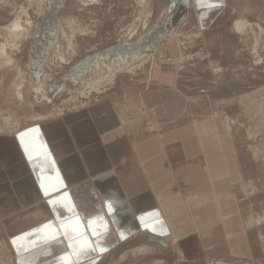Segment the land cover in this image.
Instances as JSON below:
<instances>
[{"label": "rangeland", "instance_id": "obj_1", "mask_svg": "<svg viewBox=\"0 0 264 264\" xmlns=\"http://www.w3.org/2000/svg\"><path fill=\"white\" fill-rule=\"evenodd\" d=\"M174 1L177 7L180 0ZM225 2L211 27L187 25L188 13L175 36L161 41L156 51L145 52L143 68L133 73L124 70L111 85L104 82L82 98L83 86L66 79L71 69L87 56L103 55L115 45L136 42L164 26L173 15L168 11L171 0H66L57 35L51 39L52 43L56 39L55 45L46 52L45 41L38 42L45 97L36 92L31 56L51 0L41 10L33 0H0V133L14 135L28 125L89 108L119 81L128 84L153 67L177 76L171 94L157 95L158 104L168 101L171 108L165 112L159 107L152 117L122 97L121 112L131 133L147 137L165 126L215 121L221 147L236 161L242 196L238 192L239 209L231 222L220 217L229 210L217 209L218 198L207 193L194 199L200 207L197 212L186 210L195 233L186 235L185 241L165 238V248L142 234L97 264H264V0ZM18 18L23 30H12ZM239 21L246 23L243 32L234 28ZM52 85L65 89L50 91ZM228 191L223 187L221 195ZM195 212L205 224L195 222ZM0 264H17L1 227Z\"/></svg>", "mask_w": 264, "mask_h": 264}, {"label": "crops", "instance_id": "obj_2", "mask_svg": "<svg viewBox=\"0 0 264 264\" xmlns=\"http://www.w3.org/2000/svg\"><path fill=\"white\" fill-rule=\"evenodd\" d=\"M225 6V0H191L186 24L209 28ZM124 82L89 108L14 135L0 133V227L17 264L75 262L77 246L87 249L81 264H97L142 234L185 241L195 233L187 211L197 212L194 199L207 193L218 198L217 209L229 210L220 217H236L242 181L221 147L216 122L165 126L136 137L123 120L122 97L152 117L159 107L167 112L171 104H158L157 95L171 94L177 76L151 67ZM195 220L206 223L200 214Z\"/></svg>", "mask_w": 264, "mask_h": 264}, {"label": "water", "instance_id": "obj_3", "mask_svg": "<svg viewBox=\"0 0 264 264\" xmlns=\"http://www.w3.org/2000/svg\"><path fill=\"white\" fill-rule=\"evenodd\" d=\"M66 0H51V7L49 10V14L43 19L40 26L36 31V43L34 45V50L32 51L31 60L33 63V74L37 81L40 80L39 69L41 59H38L37 48L38 42L45 41L44 46L51 42V39L56 37L57 29L60 25V12L64 8ZM179 7L176 11V5L173 3L170 7V12L174 13L172 17L171 24L168 27L157 26L152 31L150 35H145L141 40L137 42H133L131 44H119L111 47L103 53V57L114 58L116 56H132L138 54L140 52L150 51L153 49V43L156 44L161 40V37L165 39L170 38L171 31L176 32L179 29V25L184 17L187 15L188 7L191 5V0H180ZM98 60V55L93 54L87 56L84 60L77 63L70 71V75L67 76L66 79H70L73 82H78L81 79V76L86 75L88 72L92 71L95 68ZM57 87L56 85H52L50 91H53ZM65 89V86H62V90ZM150 242L153 244L161 245L165 248H168V243L161 238L151 237Z\"/></svg>", "mask_w": 264, "mask_h": 264}, {"label": "bare ground", "instance_id": "obj_4", "mask_svg": "<svg viewBox=\"0 0 264 264\" xmlns=\"http://www.w3.org/2000/svg\"><path fill=\"white\" fill-rule=\"evenodd\" d=\"M141 1H143V0H141ZM45 2H48V0H33V3H35L39 7L40 10L45 5ZM179 4L176 7V11H177V9L179 7ZM189 8L190 7H188L187 15H188V13L190 11ZM49 10H48V14H49ZM174 13L175 12H173V15H174ZM173 15H171L168 18L167 22L165 23V25L163 27L166 28V27H168L171 24ZM185 17H184V19H185ZM245 27H246V23L243 22V21H239V22H236L234 28H235V30L237 32H243L245 30ZM11 28H12V30H17V31L23 30L22 23H21V18H18L17 20H15L11 24ZM153 30H151L150 32H148L145 35H150ZM176 32L171 31V36H170V38H168V40H170L173 36H175ZM143 37H141L139 40H141ZM163 40H166V39L164 37H161V40L158 43H156V44L153 43V49L150 50V51L151 52L156 51L157 48L159 47L160 42L163 41ZM55 42H56V39L53 40V43L51 41L47 45V47H45L43 45V48L45 49V51L48 52L49 49L51 47H53V45H55ZM126 44H129V43H126ZM145 52H149V51H145ZM145 52H140L138 54H135V55H132V56H127V57L116 56L114 58H110V57L106 58V57H103V55H100V56L98 55V60H97L95 68H93V70L88 72L86 75L81 76V79L77 83L74 82L75 84H81L83 86V90L80 91V96L83 98V97L91 94L93 90L99 89L100 85L102 83H104V82H105V86L106 85H111L114 82V80L116 79L117 75L121 74V72H123L124 70L129 71L130 73H133L137 69L143 68L147 64V60H146L147 59V56H146L147 54ZM38 59H41V54L38 55ZM40 69H41V63H40ZM89 73H90V75H89L90 77L89 76L86 77ZM37 86L38 87L36 89V92L39 93V94L43 93L44 95H42V96L45 97L46 92H44L42 89L44 87H46V84L44 82V75H41V73H40V80L37 81ZM59 89L62 90V87L59 88Z\"/></svg>", "mask_w": 264, "mask_h": 264}, {"label": "snow or ice", "instance_id": "obj_5", "mask_svg": "<svg viewBox=\"0 0 264 264\" xmlns=\"http://www.w3.org/2000/svg\"><path fill=\"white\" fill-rule=\"evenodd\" d=\"M79 225L77 224V227ZM66 235H68V233H66ZM82 238V236L80 237ZM52 239H55V234L52 235ZM87 251L86 247H80V246H77L76 247V255H77V259L75 262L71 261V260H68V261H61L60 264H81V255Z\"/></svg>", "mask_w": 264, "mask_h": 264}, {"label": "built area", "instance_id": "obj_6", "mask_svg": "<svg viewBox=\"0 0 264 264\" xmlns=\"http://www.w3.org/2000/svg\"><path fill=\"white\" fill-rule=\"evenodd\" d=\"M149 126H151V124Z\"/></svg>", "mask_w": 264, "mask_h": 264}]
</instances>
